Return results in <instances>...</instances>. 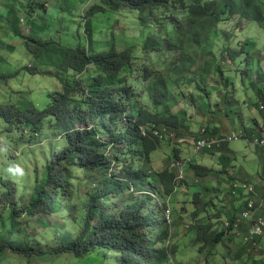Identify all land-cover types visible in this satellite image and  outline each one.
<instances>
[{"label": "trees", "instance_id": "trees-1", "mask_svg": "<svg viewBox=\"0 0 264 264\" xmlns=\"http://www.w3.org/2000/svg\"><path fill=\"white\" fill-rule=\"evenodd\" d=\"M49 4V0H0V51L9 47L7 41H20L26 58L32 61V66H23L22 71L29 76L52 75L62 86V90L50 95L47 110L41 111L30 101L28 91L9 92L17 75L10 73V62L0 60V120L9 128L7 134L27 132L33 148L39 144V137L43 138L41 130L48 110L55 111L61 120L71 115L78 104L88 113L84 129L74 131L66 145L45 144L47 148L38 149L32 174L25 182L0 180V190L4 191L0 200V264H9L7 253L27 261L71 256L78 261L100 260L101 264H183L178 261L177 246L171 245L169 226L164 220L168 199L177 190L175 175L165 170L149 176L146 171L152 154L169 137L143 138L140 127L179 130L184 112H173L180 105L179 94L184 95L181 86L188 83L179 78L174 94L169 77L156 74L150 67L134 69L131 51L118 54L113 35L108 43L88 36L100 31L101 20L125 7L141 17L149 10L151 19L136 20L139 35L146 38L147 53L180 50L190 33L197 45L221 35L224 47L216 67L226 83L222 87L228 90L232 78L225 75L227 67L223 68L222 61L235 67L231 72L237 78L246 72L254 80L257 46L239 42L233 47L232 36L220 24L251 22L264 31V0H59L48 8ZM173 10L184 12L190 33L166 20ZM162 12L164 18L157 19ZM158 29L159 40L150 38ZM253 49L256 52L249 53ZM189 64L182 61L174 67L184 69ZM65 74H72L69 85ZM257 74L264 79L261 70ZM254 82V91L264 98V84ZM209 94L208 90L205 96ZM58 122L47 123L56 127ZM148 134L152 135V131ZM190 166L196 178L212 175V170ZM26 192H30L27 205ZM153 195H159L162 204L153 205ZM194 201L203 205L192 214L199 222L190 229L201 255L223 245L231 229L226 231L219 221L221 211L211 218H200L202 212L211 214L212 201L200 200L199 194H195ZM25 217H35L41 227L49 226L50 218L63 221L62 225L56 221L51 224L50 230L58 235L40 246L26 230Z\"/></svg>", "mask_w": 264, "mask_h": 264}, {"label": "rangeland", "instance_id": "rangeland-1", "mask_svg": "<svg viewBox=\"0 0 264 264\" xmlns=\"http://www.w3.org/2000/svg\"><path fill=\"white\" fill-rule=\"evenodd\" d=\"M59 0H49L50 4L48 8H52V5L56 3ZM208 1V0H207ZM77 18L79 16L77 13H75ZM150 15L149 10H146L145 13L143 14L144 17H141L139 13L132 11L130 8H122L118 11V13H112V15H109L105 18V20H101L99 27L100 31H98L93 37L90 35L88 38L92 39H98L99 42L102 43H108L112 39V35L115 37L116 41V46L118 50V54L121 52H124L126 50L131 51L132 53V60H133V66L134 69H141L144 67H150L153 69V71L156 74H160L165 77H169V87L171 91L176 94L177 93V87H176V82L179 78L184 79V83L181 88H183L184 95L179 94V98L183 102V104L187 107H189V117L194 118V122L192 124H186V126L189 128L190 132H193L194 129H199L201 125L209 126L212 127L213 125L208 122V120H218L222 119L224 116L219 110V107H223L222 104L225 102L231 101L230 97L231 94H233V90L235 89V93H239L241 91V84L240 83H235L236 80L239 82L242 81L247 83L249 85L248 93L250 94V89H253L255 87V82L254 81H259L261 82V85L264 84V79L258 78V70H261L262 73L264 74V31L259 30L256 24H251L249 22H225L220 24V27L222 26L224 30H226L225 33H228L230 35H234V39H232L233 47L238 46L239 42H248L249 45L251 46L250 43H253L257 46V52L256 49H253L249 53H254L256 52L257 55V62L256 59L254 58L253 61L255 63V69L257 70L254 71L252 74L254 80H251L249 78V75L245 73L243 77H238L235 76L231 72V68L227 67L225 68V75H228L232 80H230L228 83H232L228 89L230 92L225 93L223 99L216 100L214 101V93L212 94V91H216V88H218V92L221 90H227L225 89L224 85L226 83L224 80L220 79L219 74L217 73V63L220 62V57L221 54L218 51L219 48L222 46V36L217 37L216 39H212L210 41H207L201 45H198V47L203 46L204 50L199 51V61H196L195 58L197 56V53H194V50L197 49L198 47H192L191 50L189 51L186 47L181 48L180 50H161L160 52L157 53H151V52H146L145 48V43L146 38L143 39L142 35L140 34V30L136 27V20L140 18L142 19H151L148 17ZM175 15H178L177 11H173L170 13L168 16L167 20L173 19ZM183 15V14H182ZM184 16V15H183ZM164 18V12H162L161 17L157 19H163ZM177 20V23L179 26H183L184 32L187 33L190 31V25L189 21L183 19ZM101 32V33H100ZM159 33V34H158ZM159 29L157 33H151L149 35L150 38H155L156 40H159L160 36ZM189 42V41H187ZM7 45L9 46L6 48L4 51H0V60L3 62H10V68L12 71H10L11 74H16V79L15 83L13 84L14 81L10 83V88L9 92H25L31 90V95L30 101L39 109V110H44L47 106V101H46V91H51L55 89L57 82L53 79H48V78H42V77H29L27 76L28 73L26 71H22L23 66H32V61L28 57L26 58V51L22 45V43L18 40L13 39L12 41H7ZM177 45H181V42L177 40ZM88 47L90 48V40L88 41ZM186 48V49H185ZM203 55V56H202ZM216 57V58H215ZM30 61V63H29ZM184 61L185 63H191L187 65L184 69H178L177 67H174V64H178L179 62ZM222 66L225 65V62H222ZM1 66V64H0ZM241 69H245V66L242 65ZM229 70V71H228ZM244 71V70H243ZM206 73L207 78L202 82L200 81V84L197 85L196 79L197 77L199 79H202V74ZM240 74V72H239ZM193 76V80H192ZM189 79V81L187 80ZM195 81L194 84H190L192 81ZM208 81V82H207ZM207 82L206 88H205V83ZM13 84V85H12ZM212 86L210 87L209 85ZM215 84L216 88H215ZM233 84L236 86L235 88L233 87ZM202 85H204L202 87ZM13 86V89H12ZM250 86L252 88H250ZM264 88V85H263ZM22 89L23 91H16ZM210 90L211 95L209 94L207 97H205L206 91ZM245 90V88H243ZM254 90V89H253ZM195 92V94H194ZM173 94V95H174ZM192 95L193 97H189ZM204 96V101L207 104V109L211 106L213 112H204L203 114V119L198 118L197 116H193L192 110H190L191 105H196L198 103L197 100H194L197 96ZM183 96L185 98L183 99ZM223 96V94H222ZM261 97V96H260ZM16 98V97H15ZM210 98V99H209ZM233 98V97H232ZM254 101L255 99L252 98ZM189 101V102H187ZM192 101V102H191ZM241 101H247L245 98L244 100ZM2 102H7L6 100H3ZM191 102V103H190ZM211 102V104H210ZM218 102H220V106L218 107L217 105ZM222 102V104H221ZM181 102H180V107L177 108L179 110L181 108ZM215 113L216 116H214L213 119V114ZM4 124L0 120V127L1 125ZM55 126L53 123H45L43 128H42V134L44 132L50 131L53 129ZM202 129V128H201ZM198 130L199 132L201 131ZM198 132V134H199ZM197 134V135H198ZM196 135V136H197ZM195 136V137H196ZM13 139L11 144H14L19 137H11ZM43 140V138H40ZM245 141V140H243ZM237 142V141H236ZM233 143L237 144V143ZM243 146L245 145L243 142H240ZM41 144V143H39ZM38 144V145H39ZM174 144L175 141H174ZM230 144V143H229ZM43 146V141L42 145ZM30 147V146H28ZM249 148H252V145H248ZM169 148L166 146H163L162 152L167 151ZM30 149V148H28ZM2 154H0V157L2 158V162H0V173H1V178L4 181H9L12 183H23L25 182L26 178H30V175L32 174V170L34 167V164L36 163V159L39 156V150L33 149L32 154L28 155L29 151L24 150L23 154L24 157L22 158V161H14L15 155L13 154L12 157L13 159H9L8 152L7 150H0ZM35 152V153H33ZM26 155H28L26 157ZM20 159V158H18ZM254 156H251L249 159H245L244 156H240V159L234 164L237 166V168L240 167H245L246 169H254ZM13 160V161H12ZM170 160L167 159L166 155L164 153H157L154 156V164L153 167L155 170L160 171L163 170L167 165L169 166ZM196 164V161H194V165ZM198 164H200L198 160ZM19 168L20 171L16 172L15 169ZM187 169V168H186ZM198 178H192L191 181H195ZM184 181L187 182L186 175L184 177ZM198 183H200L198 181ZM180 185V184H179ZM27 188H30L29 185H27ZM200 186H198L199 192H200ZM30 190V189H29ZM85 191V188H81V191ZM188 193L187 191V186L186 183L184 186H180L178 188V192L174 197L171 198V205L170 209L172 211V220L173 223L169 226V234L171 237V245H176L177 246V254H178V261L182 262L183 264H195L198 262V264H206L210 262L212 264L214 261H216V264H235L232 263V255L242 251L243 254H247V252L244 253L243 249L240 247H237L236 244H233V246L229 247L231 241L228 239L224 240L223 245H220L219 247H216L214 250H207L203 254L199 255L198 254V247L194 245V234L190 233V229L192 226L193 221V215L192 212L196 210L197 206L201 210L202 204L198 205V202H195V195L188 196L186 194ZM4 191L0 190V200L2 201ZM30 197V192H26L24 199H25V205L28 204ZM0 201V202H1ZM7 201H4V204ZM71 204H74L71 203ZM211 212V210H210ZM218 213V212H216ZM204 213L202 212L201 215ZM205 218H211V215L205 214ZM24 222L26 224V230L28 233L32 236H34L35 242L40 245L44 246L48 244L51 241L52 235L56 233L53 230H50L51 224H54V222H58L59 225H62V221L60 219H53L50 218L49 222L51 224L47 227H41V225L38 223L37 219L35 217H25ZM35 231L36 233H34ZM190 233V234H189ZM44 237H47L48 239H45ZM259 252H255V250L252 249V253L248 254V256H255ZM210 254V255H209ZM259 256V255H256ZM93 258L96 259V256ZM91 257V260H93ZM6 260L9 264H101L102 261L99 260V262H91L89 259L83 260V261H78L73 259L71 256H65V257H59V258H53V257H45V258H37L32 261H27L26 259L23 258H18V257H13L11 254L6 255ZM239 263L241 261L239 260Z\"/></svg>", "mask_w": 264, "mask_h": 264}, {"label": "crops", "instance_id": "crops-1", "mask_svg": "<svg viewBox=\"0 0 264 264\" xmlns=\"http://www.w3.org/2000/svg\"><path fill=\"white\" fill-rule=\"evenodd\" d=\"M187 39H191L192 42H186L183 43V45L189 51L191 50L192 47L193 48L198 47V45L195 44L194 38L192 36H188ZM223 43L224 41L222 42V44ZM221 49L222 48H219V50ZM203 50H204L203 46H200L194 50V53H197V56L195 58L196 61H199V58L201 57V56L199 57V51H201V53L203 54L202 52ZM224 67L235 69V67L233 66L224 65L223 68ZM206 78H207V74L204 73L202 74V79H199L197 77L196 82H200ZM237 82L241 84V91L239 93H235L236 90L234 89L233 94H231L230 97L231 101L225 102L224 104H222L221 102L223 107H219L220 102H218L219 104L217 105L219 107L218 110L224 116L222 117V119H218L217 121L209 119L208 122H210L213 125L212 127L201 125L199 129H194L193 132H190L186 124H192L194 122V118L189 117V114L187 113V111L189 112V107L185 106L181 101L182 103L181 108L177 110L178 107H175L173 112L174 114H176L177 112H184L183 116L181 117L182 123L179 130L172 129L174 138L169 140L167 143L163 145L166 147L169 146L167 151L162 152L161 151L163 148L162 146L161 149L158 150L157 152H154L151 157L154 163L155 154L164 153L167 159L170 161H181V160L190 159L191 164L193 166H200L212 170V175L203 179L198 178L195 181L193 180L191 181L192 178L194 179L196 177L194 176L193 172L190 169L191 166L190 165L186 166L184 168V176L186 175L187 182L185 181L183 183V186L186 183L187 191H188L187 194L185 193L186 195L192 196L195 194H199L200 200L202 199L205 201H212L213 206L211 208L210 215L216 216L218 215V213L216 212L221 211L222 219L219 221L222 223V225L226 220L233 221L245 206L246 196H241L240 198H235V199L231 196V189L236 183L247 182L249 184H252L257 191V197L264 199V148L240 140L237 142L234 141L233 143L235 142L237 143L234 145L233 143L230 144L227 143L222 146H219L218 149L212 152L196 155L194 154L193 151V139L198 138L199 136L198 130H200L203 127H206L213 135H226L233 131L238 132L240 130H244V132L247 133H254L256 127H258L259 125H264V114L258 110V105L264 102V98L256 94V92L253 89L249 90L250 91L249 94L247 89L249 85L247 83L243 81L239 82L238 80H236L235 83ZM206 85L207 84H205V86ZM230 85H232L231 82L227 84L228 87H231ZM209 86L211 87L212 84ZM233 87L235 88L236 86L233 84ZM243 88H245V90H243ZM250 88L252 87L250 86ZM228 92H230L229 89L222 91L220 90L218 92V88H216V91H212L211 93L212 94L214 93L213 96L215 97L214 101L216 100L217 102V99L218 100L223 99L224 94ZM207 96L208 95H206L205 97ZM205 97L202 95V96H197L195 98L194 96V100L198 101L196 105L193 104L190 107V110H192V114L194 117L197 116L198 118L203 119L204 112H207V110L209 112H213L211 106L207 109V104L204 101ZM245 98L247 99V101H241L244 100ZM252 98H254L255 100L253 101ZM212 114L214 119V116H216V114L215 113ZM166 138L168 137L166 136ZM174 141L176 144H174ZM240 142H243L245 145L243 146ZM248 145L250 146L252 145V148H249ZM240 156H244L245 159H249L251 156H254V159H252L254 161V169H246L245 167L237 168L234 162L238 161L240 159ZM198 160L201 165L198 164ZM194 161H196L195 165H194ZM165 170H169L168 165L162 171ZM198 181L200 183H198ZM198 186L201 187L200 192ZM195 211L196 210H194L192 214ZM262 215L264 216V208L262 210ZM200 218H205V214L200 215ZM193 221L194 223H192V226L194 227L197 224V222H199V219L196 222V220H194L193 218ZM247 229H248V223L244 222L242 225V233L246 232ZM231 235L232 232L229 233V237H226V239L231 241L230 245L228 246L232 247L233 244H236L237 247L239 248L241 247L245 253L246 251L244 246L242 245L241 240H239L235 236V234L234 236ZM193 236L195 239V235ZM259 245L261 249L260 251H257L259 253L256 254L259 256L256 255L248 256V254L246 253L243 254V252L240 251L232 255L231 258L232 263L240 264L239 263L240 260L242 264H264V238L259 241Z\"/></svg>", "mask_w": 264, "mask_h": 264}, {"label": "built area", "instance_id": "built-area-1", "mask_svg": "<svg viewBox=\"0 0 264 264\" xmlns=\"http://www.w3.org/2000/svg\"><path fill=\"white\" fill-rule=\"evenodd\" d=\"M258 110L264 114V102L258 105ZM141 129L142 135L146 137L147 131L144 128ZM152 136L159 139H163L165 136L174 138L169 129L164 127L161 130L153 131ZM240 140L264 148V125L256 127L254 133L240 130L226 135H211L204 128L200 131L198 138L193 139V151L196 155L212 152L218 149L219 146ZM190 163V159L170 162L168 168L175 175L176 183L184 180V168ZM231 196L234 199L246 196L245 206L233 221L225 222V228L231 229L232 233L250 250L260 251L259 241L264 238V216L262 215L264 199L258 198L255 187L247 182L236 183L231 189ZM167 219L171 220L170 211H167ZM244 222L248 223V229L242 233Z\"/></svg>", "mask_w": 264, "mask_h": 264}, {"label": "clouds", "instance_id": "clouds-1", "mask_svg": "<svg viewBox=\"0 0 264 264\" xmlns=\"http://www.w3.org/2000/svg\"><path fill=\"white\" fill-rule=\"evenodd\" d=\"M205 1L206 2H210V1H219V0H208V1L205 0ZM173 11H176V10H173ZM173 11H171V12H173ZM177 12H178V15H175L173 17V19H170L168 21L172 22L178 29H181L184 32L183 26H179L178 23H177V20L181 19L180 17L185 19L184 16H183L184 12H182V11H177ZM249 23H251V22H249ZM251 24H256V23H251ZM257 27H258L259 30L262 31V29L260 28L259 25H257ZM188 33H190V32H187L186 34H188ZM188 36H192L194 38L192 33L188 34L187 37ZM219 36H221V35H219ZM231 36H232V39L235 38L234 35H231ZM222 40H223V36H222ZM188 41L192 42L191 39H188ZM233 43L234 42L232 41V44ZM182 45H183V43H182ZM238 45H239V43H238ZM223 47H224V44H222L221 48H223ZM203 49H204V47H203ZM218 51L220 52L221 50H218ZM51 76L52 75H50V76H48V75L29 76V77H42V78L53 79V80H55L57 82V85H56L55 89H53L51 91H46L47 92V94H46V101H47L46 104L47 105H49V97H50V95L56 93L55 91H57V90H59V91L62 90V86H61L60 81L55 79V78H53V77H51ZM90 76H92V74H90L89 77ZM71 78H72V74H69V75L65 74V80H66V83L68 85L70 84ZM28 92L31 93V90L28 91ZM46 108H47V106H46ZM46 108L44 110H41V111L47 110ZM87 113H88V110L85 109L81 104H78V105H76L74 107L73 112H72L71 115H69L65 120H61L60 116L55 111L48 110V119H47V121L45 123L50 122V121L51 122H58L59 121V122L56 125V127L51 129L50 131H47V132L43 133V146L40 147V148H39L40 145H38V144L34 145V147L31 148V146H30L31 145V143H30L31 140H28L27 132L22 133L21 131H17L16 134H13V133L7 134V131H8L9 128H7V126L5 124H2L1 127H0V150L1 149L3 151L7 150L9 159L14 154L15 155L14 161H17V160L22 161V158L24 157V154H23L24 150H28L29 151L28 154H32V150L33 149H37L38 150V149L47 148V146H45V144H50L52 146H53V143H55V144H57L59 146L66 145L68 143V141H69L70 135L74 131H80V130L84 129L83 121H84V118L87 115ZM154 127L155 126H153V127L141 126L140 127L141 136L143 138L156 139V140L165 139L166 136L163 137V139L155 138L154 136H152L153 135V131H155ZM163 127H165V126H161V127H159L160 129H157V130H161ZM141 128H144L147 131V136L146 137L142 135V129ZM204 128L210 133V131L206 127H203L202 129H204ZM148 131H152V135H149ZM169 131L172 133V130L169 129ZM211 135H213V134H211ZM11 137H14V138L15 137H19V139L14 144H11L12 141H13V139H11ZM39 138H41V137H39ZM171 139H173V138L169 137L168 141L171 140ZM28 146H30V147H28ZM28 148H30V149H28ZM0 154H2V153L0 152ZM18 158H20V159H18ZM0 162H2V158L1 157H0ZM153 164L154 163L152 161V163L150 165H148L147 168H146L147 174L149 176L158 175L159 173L163 172L162 170H160V171L155 170L154 167H153ZM190 164H188L187 166H189ZM15 171L19 172L20 169L17 168V169H15ZM0 180L3 181V179L1 178V173H0ZM183 182H184V180L182 182H180V183H176V181H175V183L177 184L176 193L178 192V188L181 186V183H183ZM176 193L172 197H174L176 195ZM146 195H151V194L147 193ZM172 197H170L168 199V202L166 204V208L164 209V220H165V223L168 226H170L173 223V220H172L173 215H172V211L170 209V205H171V201L170 200H171ZM153 198H154V201H152L153 205L162 204L161 203V198H160L159 195H153ZM167 211H170L171 220L167 219ZM226 221H230V220H226ZM226 221H224L223 227L227 231V230H230V229H226L225 228L224 224H225ZM231 232H232V230H231ZM231 236H234V234L232 233ZM242 245H243V243H242ZM244 248H246L247 254H251L252 253V250H250V248L248 246H244ZM255 252H257V251H255Z\"/></svg>", "mask_w": 264, "mask_h": 264}, {"label": "bare ground", "instance_id": "bare-ground-1", "mask_svg": "<svg viewBox=\"0 0 264 264\" xmlns=\"http://www.w3.org/2000/svg\"><path fill=\"white\" fill-rule=\"evenodd\" d=\"M42 141H43V140L39 138V143H41V144H39V145H42Z\"/></svg>", "mask_w": 264, "mask_h": 264}]
</instances>
